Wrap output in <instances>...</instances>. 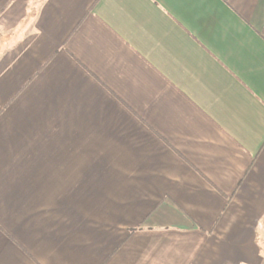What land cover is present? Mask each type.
Returning a JSON list of instances; mask_svg holds the SVG:
<instances>
[{"label":"crops","instance_id":"0c3cea01","mask_svg":"<svg viewBox=\"0 0 264 264\" xmlns=\"http://www.w3.org/2000/svg\"><path fill=\"white\" fill-rule=\"evenodd\" d=\"M0 264H264V0H0Z\"/></svg>","mask_w":264,"mask_h":264}]
</instances>
